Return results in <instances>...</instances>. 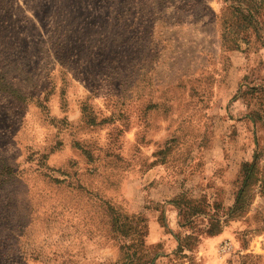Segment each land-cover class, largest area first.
Instances as JSON below:
<instances>
[{
	"label": "rangeland",
	"instance_id": "374dc122",
	"mask_svg": "<svg viewBox=\"0 0 264 264\" xmlns=\"http://www.w3.org/2000/svg\"><path fill=\"white\" fill-rule=\"evenodd\" d=\"M153 228L264 264V0H0V264H153Z\"/></svg>",
	"mask_w": 264,
	"mask_h": 264
},
{
	"label": "crops",
	"instance_id": "0c3cea01",
	"mask_svg": "<svg viewBox=\"0 0 264 264\" xmlns=\"http://www.w3.org/2000/svg\"><path fill=\"white\" fill-rule=\"evenodd\" d=\"M177 211V210H176ZM151 234H150V242H152V244H158L160 242H162V248L168 247V246H172V249L165 251L164 253H162V251H157V253L154 255L153 258L158 257L153 261V264H157L159 262V259H163V258H172L170 257L171 254L174 255V249L176 248L177 245H179V240H178V236L175 235V231H172V229L167 228V232L170 233V236H166L165 237V232L163 229H155L153 228L152 230H150ZM165 240V241H162ZM156 246V245H154ZM186 257V256H184ZM223 258V257H221ZM174 260V259H172ZM222 260V259H221ZM180 264H185L184 261H182Z\"/></svg>",
	"mask_w": 264,
	"mask_h": 264
},
{
	"label": "trees",
	"instance_id": "16d2710c",
	"mask_svg": "<svg viewBox=\"0 0 264 264\" xmlns=\"http://www.w3.org/2000/svg\"><path fill=\"white\" fill-rule=\"evenodd\" d=\"M250 167H252V164H250ZM247 178H248V176H247ZM240 190H241V189H240ZM240 190L237 192V195L240 194V192H241ZM239 197H241V195H240ZM239 197H238V198H239ZM179 209L181 210V207H180ZM237 210H238L237 207H234V208L231 210V213L234 214L235 212H237ZM180 215H181V212H180ZM208 232H209V234H215V233L217 234V233L220 232V229H216V230H212V231L210 230V231H208ZM178 240H179V245H178V246H182V244H181V240H180L179 238H178ZM153 259H154V258L151 259V262H150V263L153 262Z\"/></svg>",
	"mask_w": 264,
	"mask_h": 264
},
{
	"label": "built area",
	"instance_id": "2783aa9c",
	"mask_svg": "<svg viewBox=\"0 0 264 264\" xmlns=\"http://www.w3.org/2000/svg\"><path fill=\"white\" fill-rule=\"evenodd\" d=\"M231 247H232L231 242H229L228 240H224V241L221 243L220 251H222V252H226V251L230 250Z\"/></svg>",
	"mask_w": 264,
	"mask_h": 264
}]
</instances>
